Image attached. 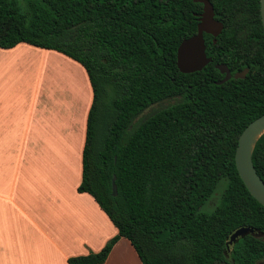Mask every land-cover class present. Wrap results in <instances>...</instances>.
<instances>
[{"label":"trees","instance_id":"16d2710c","mask_svg":"<svg viewBox=\"0 0 264 264\" xmlns=\"http://www.w3.org/2000/svg\"><path fill=\"white\" fill-rule=\"evenodd\" d=\"M210 1L224 30L216 43L204 36L212 62L184 74L178 48L203 13L194 0H0V49L60 52L86 69L93 88L78 191L119 233L69 264H105L122 238L142 264H264V207L235 161L241 134L264 115L261 0ZM217 64L249 73L217 85L225 78ZM253 161L264 180V135ZM241 228L255 233L228 248Z\"/></svg>","mask_w":264,"mask_h":264},{"label":"crops","instance_id":"0c3cea01","mask_svg":"<svg viewBox=\"0 0 264 264\" xmlns=\"http://www.w3.org/2000/svg\"><path fill=\"white\" fill-rule=\"evenodd\" d=\"M93 100L70 57L27 43L0 49V264H69L118 235L78 191ZM105 264L142 262L122 238Z\"/></svg>","mask_w":264,"mask_h":264},{"label":"water","instance_id":"95a60500","mask_svg":"<svg viewBox=\"0 0 264 264\" xmlns=\"http://www.w3.org/2000/svg\"><path fill=\"white\" fill-rule=\"evenodd\" d=\"M195 3L203 4V13L200 17L198 32L195 36L183 40L177 52V65L181 73L190 74L202 71L212 59L207 55L205 34L214 37V42L222 34L224 24L216 19L214 5L210 0H194ZM261 20L264 28V0H261ZM216 68L225 75V78L217 85L225 84L232 78L244 79L249 73L245 69L233 75L226 64H217ZM264 135V115L248 125L239 138L236 150V167L238 173L250 194L264 207V180L259 176L253 161V154L258 141ZM113 196H118L116 177L113 179ZM252 228H241L237 230L228 242V248L235 244L239 238L254 234Z\"/></svg>","mask_w":264,"mask_h":264},{"label":"rangeland","instance_id":"374dc122","mask_svg":"<svg viewBox=\"0 0 264 264\" xmlns=\"http://www.w3.org/2000/svg\"><path fill=\"white\" fill-rule=\"evenodd\" d=\"M48 65V64H47ZM48 67V66H47ZM47 69V68H46ZM33 88H34V84H33ZM168 103L167 102H163L161 104H157V105H154V106H151L150 108H148L147 110H145L141 115L140 117L137 119L138 121H142L143 119L147 118L148 116H150L153 112L161 109V108H164L165 106H167ZM215 208V205L214 206H211V202H209V204H207L204 208V211L206 212H210L212 211L213 209Z\"/></svg>","mask_w":264,"mask_h":264}]
</instances>
